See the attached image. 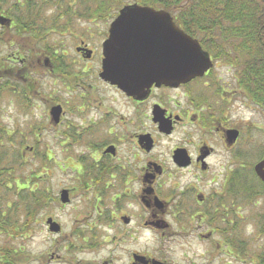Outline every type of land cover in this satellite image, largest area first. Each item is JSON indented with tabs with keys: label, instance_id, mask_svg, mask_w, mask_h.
<instances>
[{
	"label": "flooded vegetation",
	"instance_id": "af4514ba",
	"mask_svg": "<svg viewBox=\"0 0 264 264\" xmlns=\"http://www.w3.org/2000/svg\"><path fill=\"white\" fill-rule=\"evenodd\" d=\"M4 10L0 105L18 120L16 128L0 126L18 144L19 168L33 163L34 187L45 196L33 227L48 246L0 248V264H244V238L263 242L264 185L253 167L264 158L252 168L244 158L264 151L246 150L251 133L264 137V112L246 101L239 66L201 47L211 63L202 77L128 96L100 77L120 9L108 23H84L97 32L80 35L72 54L61 44L42 53L39 16L33 33L18 37L14 28L30 22L17 25L24 17ZM147 51L135 69L151 77L167 72L162 50ZM244 106L263 122L248 119L246 138ZM48 220L59 231L50 232Z\"/></svg>",
	"mask_w": 264,
	"mask_h": 264
},
{
	"label": "trees",
	"instance_id": "16d2710c",
	"mask_svg": "<svg viewBox=\"0 0 264 264\" xmlns=\"http://www.w3.org/2000/svg\"><path fill=\"white\" fill-rule=\"evenodd\" d=\"M131 4L167 11L173 22L205 51L228 57L227 62L237 64L246 101L264 112V0H0V10L5 9L3 13L8 16H23L22 20L16 19L17 25L30 22V28H14L18 37L24 31L33 33L32 24L38 15L40 51L51 53L56 44L47 39L50 31H65V24L82 21L108 22L119 9ZM17 8L28 10H14ZM6 38L7 35L3 40ZM29 38L33 39L32 35ZM3 40L0 34V50ZM2 58L0 55V71ZM2 91L0 86V96ZM5 135L0 130V248H17L34 230L37 208L40 203L44 205L40 201L45 196L40 197L34 187L33 163L27 169L29 172L20 169L17 143L10 142ZM262 158L264 151L256 161ZM251 159L244 158V167L251 166ZM18 181L23 185L18 186ZM261 234L262 249L254 253L249 252V240L244 241V258L251 254L249 259L255 264H264V227Z\"/></svg>",
	"mask_w": 264,
	"mask_h": 264
},
{
	"label": "water",
	"instance_id": "95a60500",
	"mask_svg": "<svg viewBox=\"0 0 264 264\" xmlns=\"http://www.w3.org/2000/svg\"><path fill=\"white\" fill-rule=\"evenodd\" d=\"M9 23L0 17V25ZM159 47L167 72L159 76H149L145 69H135L136 56H147V49ZM89 54V53H88ZM103 69L100 77L119 88L128 96L138 95L151 85L176 87L192 79L202 77L211 68L208 53L204 52L198 41L185 34L174 24L169 13L156 11L151 7L131 4L118 12L109 28L108 39L103 44ZM145 63V61H142ZM59 109H52L56 115ZM256 177L264 185V159L253 167ZM62 194L61 202L67 198ZM50 232L59 231L51 223Z\"/></svg>",
	"mask_w": 264,
	"mask_h": 264
},
{
	"label": "rangeland",
	"instance_id": "374dc122",
	"mask_svg": "<svg viewBox=\"0 0 264 264\" xmlns=\"http://www.w3.org/2000/svg\"><path fill=\"white\" fill-rule=\"evenodd\" d=\"M109 22V21H108ZM106 22V23H108ZM84 23L87 24V22H79L77 23V26L75 27L76 23H74V26H72V28L67 31L69 33H66L64 31H59L56 32L57 35H52L49 36L47 39L49 42L51 43H56L55 47L60 46V44L65 47V49H67L69 51L70 54H72L73 52V45H74V41L77 40V38L82 35V37L84 38H88L90 35H94L97 32L98 27L97 26H93V25H85ZM103 24V22H97L95 24ZM51 32V31H50ZM63 35V36H62ZM6 50L4 49V47L0 50V55L5 56L6 54ZM220 73V72H218ZM218 75H222V74H218ZM244 104H245V100H244ZM6 109V103H4L1 107L0 105V123L5 125H8V129H12L13 127L16 126V122L18 120L17 116H16V112L14 109H9V110H5ZM6 112L8 113L9 117H6ZM248 109L247 106H244V137L246 138L247 134L249 133L248 131V126L246 125L249 120L252 121L254 124L263 125L262 120L260 119L259 115H255V117H251L250 112L248 113ZM37 114V119H43L44 115L42 114V110H38L36 111ZM39 117V118H38ZM249 119V120H248ZM1 129L5 130V127H1ZM16 128V127H15ZM13 131V130H11ZM15 133V132H14ZM252 135V139L253 142L251 145H247L246 146V150H257V148H264V137H262L261 135H259L257 132L255 133H251ZM18 148V144L17 147ZM244 148H245V144H244ZM256 152V151H255ZM254 152V153H255ZM258 153V152H256ZM11 155V154H10ZM254 160H256V158H253ZM251 159V166L249 168H252V166L254 164V160ZM25 171H28L27 169ZM29 172V171H28ZM26 172V173H28ZM23 173V172H22ZM244 240H249V244H250V250L249 252H256L259 250V248H261L263 246V242L259 239H255V238H251V236L249 237H245ZM48 238L47 236L42 232V230L37 229L36 231L33 230V232H30V235L28 238H26V240L24 241V245H26L27 247H30L31 249L35 250V249H41L43 250V248L47 247ZM251 241V243H250ZM0 243H2V238L0 237ZM5 243V241H4ZM250 256H252L251 254L247 255L244 258V264H251L250 261ZM217 264H220L219 262H217ZM232 264H239V263H234L232 262Z\"/></svg>",
	"mask_w": 264,
	"mask_h": 264
}]
</instances>
